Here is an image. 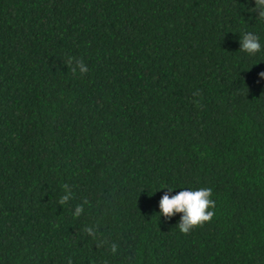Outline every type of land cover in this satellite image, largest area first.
<instances>
[{
	"label": "trees",
	"instance_id": "1",
	"mask_svg": "<svg viewBox=\"0 0 264 264\" xmlns=\"http://www.w3.org/2000/svg\"><path fill=\"white\" fill-rule=\"evenodd\" d=\"M254 7L0 0V264H264ZM202 187L210 222L183 234V213L159 214L166 192Z\"/></svg>",
	"mask_w": 264,
	"mask_h": 264
},
{
	"label": "clouds",
	"instance_id": "2",
	"mask_svg": "<svg viewBox=\"0 0 264 264\" xmlns=\"http://www.w3.org/2000/svg\"><path fill=\"white\" fill-rule=\"evenodd\" d=\"M253 12L258 13V17L264 19V0H255V7L251 8ZM260 39L257 35L252 32H246L242 38H240V50L248 53L249 55H255L261 51ZM72 59L69 58L65 63L68 67H71L73 74L76 73L77 69L83 74L88 71L87 65L84 64L83 60H76V65H72ZM261 79H264V71L258 73ZM259 82V81H258ZM195 95V94H194ZM65 194L60 197L59 204L64 205L67 203L70 193L68 191V185H64ZM168 188V187H164ZM172 191L173 188H168ZM213 189L211 187H202L199 189H188L179 191L174 196H169L166 192L159 201V214L165 218L172 217L175 213H183L180 217L177 227L183 234H188L194 227H202L205 222H210L214 216V211L209 209L215 207V201L211 199ZM87 203V201H85ZM83 211L81 205H77L74 215L79 217ZM86 233H93L91 227H85ZM102 243V242H101ZM100 247V244L97 245ZM113 253L117 250L115 243L110 245ZM68 264H72L71 258H69Z\"/></svg>",
	"mask_w": 264,
	"mask_h": 264
}]
</instances>
